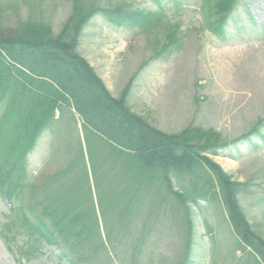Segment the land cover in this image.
<instances>
[{"label": "rangeland", "instance_id": "rangeland-1", "mask_svg": "<svg viewBox=\"0 0 264 264\" xmlns=\"http://www.w3.org/2000/svg\"><path fill=\"white\" fill-rule=\"evenodd\" d=\"M91 1L109 5L121 0ZM125 1L147 11L161 7L167 19L180 24L179 45L161 52L163 35L169 29L166 19L141 31L115 27L95 16L83 32L81 54L115 96L135 77L128 101L163 131L174 133L196 126L219 132L228 147L211 156L243 183L241 206L264 236V127L250 141L242 136L264 119V0H241L226 36H217L208 28L204 0ZM0 6L6 26L31 18L52 24L58 33L71 13L72 1L0 0ZM100 135L72 109L64 108L30 153L25 177L33 185L26 200L31 206L40 199L48 176L71 159H80L84 150L101 244L93 242L90 250L83 246L76 255L62 257V246L28 241L24 232L0 225V264H70L74 259L76 264H264L260 254L243 247L218 199L202 200L203 208L189 203L188 213L168 194L161 170H147L137 179V169L115 158L114 142ZM170 176L175 188L186 192L191 176L176 172ZM53 177L62 182L60 172ZM10 209L7 200L0 198L1 223ZM187 216L194 227L190 255L185 245Z\"/></svg>", "mask_w": 264, "mask_h": 264}, {"label": "trees", "instance_id": "trees-1", "mask_svg": "<svg viewBox=\"0 0 264 264\" xmlns=\"http://www.w3.org/2000/svg\"><path fill=\"white\" fill-rule=\"evenodd\" d=\"M71 1V13L58 33L52 24L31 18L6 26L4 8L0 6V198L8 199L14 206L0 225L24 232L28 241L62 246V257L76 255L83 246L90 250L93 242L103 241L84 150L80 159H71L48 177L40 199L26 205L27 194L33 190L25 177L27 158L42 132L57 119V113L61 115L64 108H69L96 134L114 142V157L135 167L137 179L147 170H161L169 193L188 213L189 203L200 206L202 200L218 199L244 248L249 247L264 259V237L253 228L240 203L243 183L210 157L220 154L228 141L214 129L196 126L174 133L163 131L129 104L135 77L115 97L79 51L83 32L96 15H103L116 26L141 31L159 26L166 19L169 29L160 48L164 53L179 45L180 24L167 19L161 7L147 11L131 7L125 0L109 5ZM240 1L204 0L205 21L214 34L226 36ZM261 127L264 119H259L243 138L259 135ZM59 172L61 183L53 177ZM171 172L191 176L186 192L175 188ZM18 201L21 205H17ZM27 207L38 212L35 217H27ZM188 232L193 235L190 218ZM70 264H76V260Z\"/></svg>", "mask_w": 264, "mask_h": 264}]
</instances>
